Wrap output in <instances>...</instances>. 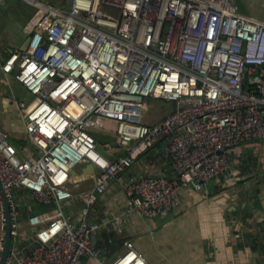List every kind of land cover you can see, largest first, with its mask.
Wrapping results in <instances>:
<instances>
[{"label":"built area","instance_id":"2783aa9c","mask_svg":"<svg viewBox=\"0 0 264 264\" xmlns=\"http://www.w3.org/2000/svg\"><path fill=\"white\" fill-rule=\"evenodd\" d=\"M21 1L35 11L30 35L0 69L32 96L20 113L39 155L20 158L0 127V257L3 199L11 217L6 264H84L85 257L102 264L91 245L100 229L170 213L181 188L203 191L230 173L232 148L264 140V23L240 14L236 0H71L69 7ZM148 99L170 102L173 111L148 124ZM93 129L114 135L125 156L109 143V156L100 153ZM158 142L172 177L128 175L124 208L89 221L109 181ZM81 163L97 174L79 196L75 223L64 213L73 200L66 185ZM19 189L48 207L28 217L34 238L20 249ZM110 264L146 263L125 241Z\"/></svg>","mask_w":264,"mask_h":264},{"label":"crops","instance_id":"0c3cea01","mask_svg":"<svg viewBox=\"0 0 264 264\" xmlns=\"http://www.w3.org/2000/svg\"><path fill=\"white\" fill-rule=\"evenodd\" d=\"M55 7H69L71 0H40ZM240 14L264 23V0H236ZM251 9H258L255 16ZM34 9L21 0L0 3V67L11 51L20 50L30 35ZM32 27V25H31ZM31 29V28H30ZM32 96L0 69V127L9 134L20 158L38 157V149L25 134L20 109ZM108 126V124H106ZM97 150L109 143L116 152L117 139L111 133L92 130ZM162 142L140 155L120 176L109 181L106 191L92 207L89 221L100 222L116 216L127 198L122 185L128 175L172 177L161 155ZM116 155L118 153L116 152ZM232 170L208 183L203 191L183 187L179 204L170 213L154 219L134 217L119 226H106L92 238L100 251L102 264H110L124 252V242L131 241L146 264H264V140L247 142L229 151ZM97 170L89 163L76 165L69 174L67 188L73 200L64 207L65 216L78 223L80 195L92 189ZM18 203L20 249L31 243L35 229L28 217L48 210L38 204L29 190L14 193ZM84 264H97L85 257Z\"/></svg>","mask_w":264,"mask_h":264},{"label":"rangeland","instance_id":"374dc122","mask_svg":"<svg viewBox=\"0 0 264 264\" xmlns=\"http://www.w3.org/2000/svg\"><path fill=\"white\" fill-rule=\"evenodd\" d=\"M257 10L251 9V14L255 16V13L258 12ZM146 103L148 110L144 113L143 120L148 124L159 121L173 111V104L167 101L148 99Z\"/></svg>","mask_w":264,"mask_h":264},{"label":"water","instance_id":"95a60500","mask_svg":"<svg viewBox=\"0 0 264 264\" xmlns=\"http://www.w3.org/2000/svg\"><path fill=\"white\" fill-rule=\"evenodd\" d=\"M26 42L23 43L22 47H21V51L25 50L26 47ZM117 156H121L124 157L125 154L124 153H118ZM70 174V173H69ZM0 193L2 194V189H1V185H0ZM3 196V194H2ZM4 198V196H3ZM4 200V209H5V239H4V245H3V250L1 253V257H0V264H6V257L9 253L10 250V246H11V236H10V231H11V217H10V211H9V206L8 203L5 199Z\"/></svg>","mask_w":264,"mask_h":264},{"label":"bare ground","instance_id":"6f19581e","mask_svg":"<svg viewBox=\"0 0 264 264\" xmlns=\"http://www.w3.org/2000/svg\"><path fill=\"white\" fill-rule=\"evenodd\" d=\"M117 152V151H116ZM133 259V258H132Z\"/></svg>","mask_w":264,"mask_h":264}]
</instances>
